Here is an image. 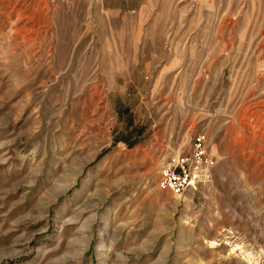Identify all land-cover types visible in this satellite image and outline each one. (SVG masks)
<instances>
[{
    "label": "rangeland",
    "instance_id": "374dc122",
    "mask_svg": "<svg viewBox=\"0 0 264 264\" xmlns=\"http://www.w3.org/2000/svg\"><path fill=\"white\" fill-rule=\"evenodd\" d=\"M0 264H264V0H0Z\"/></svg>",
    "mask_w": 264,
    "mask_h": 264
},
{
    "label": "built area",
    "instance_id": "2783aa9c",
    "mask_svg": "<svg viewBox=\"0 0 264 264\" xmlns=\"http://www.w3.org/2000/svg\"><path fill=\"white\" fill-rule=\"evenodd\" d=\"M205 135L195 139L194 152L168 163L162 170L161 186L181 196L196 187L205 168Z\"/></svg>",
    "mask_w": 264,
    "mask_h": 264
},
{
    "label": "bare ground",
    "instance_id": "6f19581e",
    "mask_svg": "<svg viewBox=\"0 0 264 264\" xmlns=\"http://www.w3.org/2000/svg\"><path fill=\"white\" fill-rule=\"evenodd\" d=\"M235 249V248H234Z\"/></svg>",
    "mask_w": 264,
    "mask_h": 264
}]
</instances>
